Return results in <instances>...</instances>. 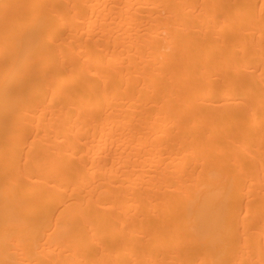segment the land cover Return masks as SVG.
<instances>
[{"label": "bare ground", "instance_id": "1", "mask_svg": "<svg viewBox=\"0 0 264 264\" xmlns=\"http://www.w3.org/2000/svg\"><path fill=\"white\" fill-rule=\"evenodd\" d=\"M0 264H264V0H0Z\"/></svg>", "mask_w": 264, "mask_h": 264}]
</instances>
